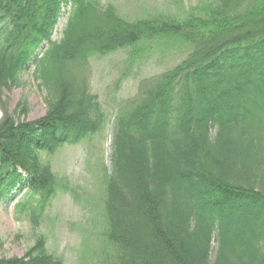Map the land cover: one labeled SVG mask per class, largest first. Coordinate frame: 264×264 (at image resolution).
<instances>
[{"label": "trees", "instance_id": "1", "mask_svg": "<svg viewBox=\"0 0 264 264\" xmlns=\"http://www.w3.org/2000/svg\"><path fill=\"white\" fill-rule=\"evenodd\" d=\"M171 41L187 57L143 79L115 114L104 201L112 254L100 264H264V0L133 22L97 0H0V207L29 192L21 208L36 219L58 187L42 155L103 131L92 58L126 50L136 59ZM31 69L48 110L21 122L4 91ZM0 264L64 263L41 240Z\"/></svg>", "mask_w": 264, "mask_h": 264}, {"label": "rangeland", "instance_id": "2", "mask_svg": "<svg viewBox=\"0 0 264 264\" xmlns=\"http://www.w3.org/2000/svg\"><path fill=\"white\" fill-rule=\"evenodd\" d=\"M97 1L105 7L113 5L123 18L133 22L159 13L183 15L212 0ZM65 24L63 17L52 38L54 41L61 40ZM178 43H150L136 59L129 58L126 50L91 59V89L105 111V127L100 134L78 144L65 145L52 155H42L58 178L56 194L43 212L38 213L37 220L31 206L21 208L29 192L19 193L15 202L0 207V257L23 258L41 240L45 241L47 252L61 258L64 264H100L104 253L112 254V248L104 242L108 229L104 201L112 170L115 114L120 101L133 97L143 79L162 74L187 57L190 49ZM3 105L17 121L33 122L45 116L47 94L36 80L35 69L25 73L19 85L4 91ZM3 114L0 109V119ZM217 248L214 241L212 259Z\"/></svg>", "mask_w": 264, "mask_h": 264}]
</instances>
